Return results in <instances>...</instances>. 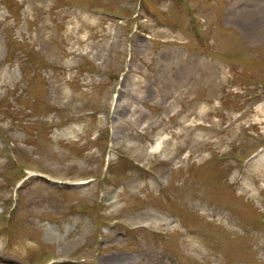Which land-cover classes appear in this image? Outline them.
<instances>
[{"label":"rangeland","instance_id":"1","mask_svg":"<svg viewBox=\"0 0 264 264\" xmlns=\"http://www.w3.org/2000/svg\"><path fill=\"white\" fill-rule=\"evenodd\" d=\"M261 153L264 0H0V264H264Z\"/></svg>","mask_w":264,"mask_h":264},{"label":"bare ground","instance_id":"2","mask_svg":"<svg viewBox=\"0 0 264 264\" xmlns=\"http://www.w3.org/2000/svg\"><path fill=\"white\" fill-rule=\"evenodd\" d=\"M261 157L264 159V153H261ZM84 182H86V180H79V181H77V183H84Z\"/></svg>","mask_w":264,"mask_h":264}]
</instances>
